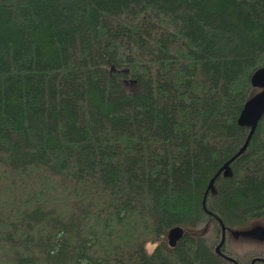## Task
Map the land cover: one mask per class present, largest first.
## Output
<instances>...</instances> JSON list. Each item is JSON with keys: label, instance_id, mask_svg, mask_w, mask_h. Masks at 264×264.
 Here are the masks:
<instances>
[{"label": "trees", "instance_id": "obj_1", "mask_svg": "<svg viewBox=\"0 0 264 264\" xmlns=\"http://www.w3.org/2000/svg\"><path fill=\"white\" fill-rule=\"evenodd\" d=\"M263 67L264 0H0V264L264 259Z\"/></svg>", "mask_w": 264, "mask_h": 264}, {"label": "water", "instance_id": "obj_2", "mask_svg": "<svg viewBox=\"0 0 264 264\" xmlns=\"http://www.w3.org/2000/svg\"><path fill=\"white\" fill-rule=\"evenodd\" d=\"M111 70H113V68H111ZM251 82H252V85L254 87L262 89V92L257 94L251 101H249V103H247L245 105V107L243 108V110L240 113L239 123L250 125L249 134H248L247 139H246L244 145L242 146V148L233 157H231L226 163H224V165L219 169V171L209 181L207 189H206L205 194H204V199H203V208L204 209H206L205 208L206 197H207L209 191L212 189V187L215 183V180L218 178V176L220 174L228 175L230 164L245 152V150H246V148H247V146H248V144H249L260 120H261V117L263 115V112H264V67L257 70L253 74V76L251 78ZM219 224L221 227V238H220V242L218 243V245L215 249L216 253L218 255L225 257L226 259L233 262L234 264H237L236 261H234L231 258L224 256L220 252V249L224 246V243H225V227L220 221H219ZM248 234L249 235L257 234L259 237H262V236H264V231L256 229V230L251 231ZM183 236H184V229L183 228L177 226V227L170 229L167 233V236H166L168 246L170 248H174L177 245V243L182 239ZM255 261H264V259H253L251 264H254Z\"/></svg>", "mask_w": 264, "mask_h": 264}, {"label": "rangeland", "instance_id": "obj_3", "mask_svg": "<svg viewBox=\"0 0 264 264\" xmlns=\"http://www.w3.org/2000/svg\"><path fill=\"white\" fill-rule=\"evenodd\" d=\"M131 86H132V85H131V84H128V83L124 85V87H125L126 89H128V90L132 88ZM256 229H259V230H261V231H264V227H263V226H260V225H256V226H254V229H253V230H256ZM240 237H241V236H238V234H236L235 237L232 236V238H234V239H238V238H240ZM248 238H252V239H254L256 242H258V244L256 245L258 248H256V250H263V249H264V236L259 237L257 234H253V235H249ZM154 247H155V244H148V246H147V251H148L149 253H151V252L153 251ZM259 248H261V249H259ZM247 249H248V248H247Z\"/></svg>", "mask_w": 264, "mask_h": 264}]
</instances>
